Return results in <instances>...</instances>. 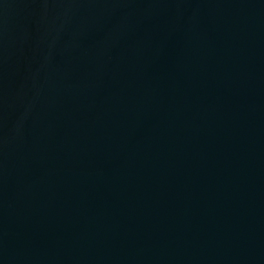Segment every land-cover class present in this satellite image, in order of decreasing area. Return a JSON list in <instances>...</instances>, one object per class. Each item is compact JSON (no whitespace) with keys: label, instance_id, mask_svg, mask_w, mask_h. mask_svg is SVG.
<instances>
[{"label":"water","instance_id":"obj_1","mask_svg":"<svg viewBox=\"0 0 264 264\" xmlns=\"http://www.w3.org/2000/svg\"><path fill=\"white\" fill-rule=\"evenodd\" d=\"M0 264H264V0H0Z\"/></svg>","mask_w":264,"mask_h":264}]
</instances>
